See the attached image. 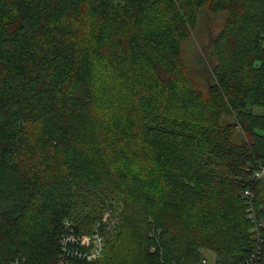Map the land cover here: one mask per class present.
<instances>
[{
  "label": "trees",
  "instance_id": "1",
  "mask_svg": "<svg viewBox=\"0 0 264 264\" xmlns=\"http://www.w3.org/2000/svg\"><path fill=\"white\" fill-rule=\"evenodd\" d=\"M262 163L264 0H0V264H57L66 219L104 238L80 264H264Z\"/></svg>",
  "mask_w": 264,
  "mask_h": 264
},
{
  "label": "built area",
  "instance_id": "2",
  "mask_svg": "<svg viewBox=\"0 0 264 264\" xmlns=\"http://www.w3.org/2000/svg\"><path fill=\"white\" fill-rule=\"evenodd\" d=\"M255 179H264V163L260 164L259 168L253 173ZM243 196L247 198V217L251 221V232L261 242V227L263 222L257 218L255 208L253 207L254 195L251 190L243 191ZM65 231L59 240V256L57 264H80L82 261H91L100 258L104 251V238L96 229L89 234H78L69 219L63 221ZM260 246L257 244L255 251L252 252L240 264H260ZM206 259H202V264H206Z\"/></svg>",
  "mask_w": 264,
  "mask_h": 264
},
{
  "label": "rangeland",
  "instance_id": "3",
  "mask_svg": "<svg viewBox=\"0 0 264 264\" xmlns=\"http://www.w3.org/2000/svg\"><path fill=\"white\" fill-rule=\"evenodd\" d=\"M221 17L220 14L211 13L206 8L200 9L196 27L182 46L185 64L193 78L199 83L205 82L208 77L209 67L213 61L211 41L220 26ZM97 85L103 93L108 88L102 76L98 77ZM257 108L261 110V107ZM206 256V264H211L214 254L207 252Z\"/></svg>",
  "mask_w": 264,
  "mask_h": 264
}]
</instances>
